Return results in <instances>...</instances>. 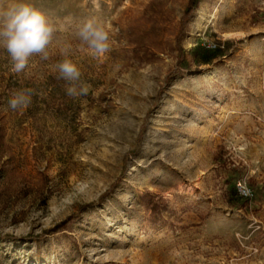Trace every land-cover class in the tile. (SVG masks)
Instances as JSON below:
<instances>
[{"label":"rangeland","instance_id":"obj_1","mask_svg":"<svg viewBox=\"0 0 264 264\" xmlns=\"http://www.w3.org/2000/svg\"><path fill=\"white\" fill-rule=\"evenodd\" d=\"M31 2L89 91L65 94L56 42L21 74L0 52V264H264V0H199L186 21L188 0ZM87 17L103 57L75 36Z\"/></svg>","mask_w":264,"mask_h":264},{"label":"clouds","instance_id":"obj_2","mask_svg":"<svg viewBox=\"0 0 264 264\" xmlns=\"http://www.w3.org/2000/svg\"><path fill=\"white\" fill-rule=\"evenodd\" d=\"M61 31L62 25L31 0H0V52L7 57L11 71L24 73L35 57L48 60L49 48L56 42L62 57L55 65L58 78L66 82L65 94L77 98L86 95L89 89L81 82L79 67L69 58L71 45L57 35ZM75 36L87 46L93 58L103 57L109 51V33L95 17L76 22ZM32 96L30 89L18 90L9 97L8 106L14 111L26 110Z\"/></svg>","mask_w":264,"mask_h":264},{"label":"trees","instance_id":"obj_3","mask_svg":"<svg viewBox=\"0 0 264 264\" xmlns=\"http://www.w3.org/2000/svg\"><path fill=\"white\" fill-rule=\"evenodd\" d=\"M198 2L199 0H188L187 7L184 12L183 20L185 18L186 21V19L189 18L194 13L196 8L198 7ZM180 27L183 30L184 23H181ZM231 191H232V197L235 198L237 201H241L244 198H246L245 195L239 192L237 187H233ZM140 199L142 205L145 207V209L149 211V219L152 222H157L161 220L163 214L168 210L167 204L165 202L155 200L149 191L144 192V194L140 196Z\"/></svg>","mask_w":264,"mask_h":264},{"label":"built area","instance_id":"obj_4","mask_svg":"<svg viewBox=\"0 0 264 264\" xmlns=\"http://www.w3.org/2000/svg\"><path fill=\"white\" fill-rule=\"evenodd\" d=\"M239 191H240V193H242V194H244V195L247 194V192H246L244 189H242V188H239Z\"/></svg>","mask_w":264,"mask_h":264}]
</instances>
